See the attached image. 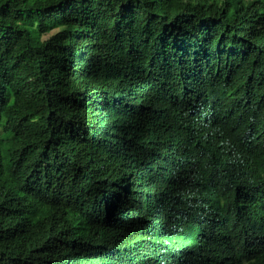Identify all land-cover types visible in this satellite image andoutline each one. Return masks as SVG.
<instances>
[{"label": "trees", "instance_id": "16d2710c", "mask_svg": "<svg viewBox=\"0 0 264 264\" xmlns=\"http://www.w3.org/2000/svg\"><path fill=\"white\" fill-rule=\"evenodd\" d=\"M0 264H264V0H0Z\"/></svg>", "mask_w": 264, "mask_h": 264}, {"label": "rangeland", "instance_id": "374dc122", "mask_svg": "<svg viewBox=\"0 0 264 264\" xmlns=\"http://www.w3.org/2000/svg\"><path fill=\"white\" fill-rule=\"evenodd\" d=\"M56 31H57V29H53V30L49 31V32L47 33V35H45V37H47V36H49V35L55 33ZM1 135H2V137L5 138V139L11 137V134H9V133H4V132H2Z\"/></svg>", "mask_w": 264, "mask_h": 264}]
</instances>
